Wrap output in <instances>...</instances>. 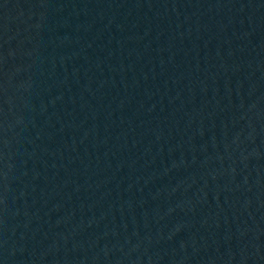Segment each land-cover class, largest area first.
<instances>
[{
	"label": "water",
	"instance_id": "water-1",
	"mask_svg": "<svg viewBox=\"0 0 264 264\" xmlns=\"http://www.w3.org/2000/svg\"><path fill=\"white\" fill-rule=\"evenodd\" d=\"M0 264H264V0H0Z\"/></svg>",
	"mask_w": 264,
	"mask_h": 264
}]
</instances>
